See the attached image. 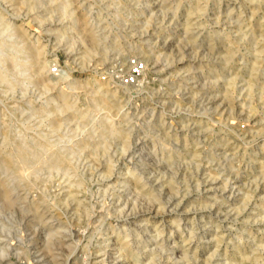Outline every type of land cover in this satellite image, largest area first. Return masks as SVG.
Segmentation results:
<instances>
[{"label": "rangeland", "instance_id": "obj_1", "mask_svg": "<svg viewBox=\"0 0 264 264\" xmlns=\"http://www.w3.org/2000/svg\"><path fill=\"white\" fill-rule=\"evenodd\" d=\"M17 45L58 63L0 59V264H264V0H0ZM143 50L142 82L106 92Z\"/></svg>", "mask_w": 264, "mask_h": 264}, {"label": "bare ground", "instance_id": "obj_2", "mask_svg": "<svg viewBox=\"0 0 264 264\" xmlns=\"http://www.w3.org/2000/svg\"><path fill=\"white\" fill-rule=\"evenodd\" d=\"M92 29V28H91ZM91 29H89V37L91 38V40L94 41V39H96V35H95V32H93ZM258 45V44H257ZM232 50V49H231ZM256 50V48H255ZM141 52V50L139 51ZM39 47L37 46H34V47H29V46H14V50L12 52H9V53H6V54H3V53H0V59L2 60H5V61H8L12 66L13 68L16 67L17 69H21V70H27V69H33L34 71L38 72V73H41L42 72V68H44L45 66H48L49 67V70L51 71V65H50V60H41V58L39 57ZM89 53V52H88ZM142 56L143 58L142 59H136L138 61H128L129 63L132 62V64H129L128 62L125 61V59L123 57H121V59L118 61L116 60L117 58H113V61L110 62V64L105 67V69H103L102 71H100V75H103L104 77L103 78H99L98 79V82L99 84H102L104 85V89H106V92H109L110 94H116L118 92H121V91H124V90H128L130 89V87H133V86H138L141 82H142V79L144 77V73L147 69V66L149 65V62L150 61H153L151 60L150 56L146 53V51H142ZM46 59V58H45ZM150 60V61H149ZM54 62V64H57L58 63V60L57 59H53L52 60ZM113 62V63H112ZM126 62V63H125ZM153 63V62H152ZM255 63V62H254ZM128 64V65H127ZM60 65V64H58ZM127 67L130 69L127 71H124L122 68L123 67ZM129 65H132V66H129ZM121 67V68H120ZM133 68H136L135 72L132 70ZM253 68V67H252ZM115 69H117L116 72H113ZM255 69V68H254ZM68 70L70 71L71 68L68 67ZM62 71V70H61ZM96 72V70H95ZM115 73H118L117 76H115L114 74ZM58 75L60 74H56V75H50V78L52 80L56 79L57 80V77ZM64 75V76H63ZM98 75V74H97ZM67 76L65 70H64V73L62 74L61 77H65ZM130 76H132L130 78ZM60 77V78H61ZM102 77V76H101ZM229 77V76H228ZM59 78V77H58ZM67 78V77H66ZM62 79V78H61ZM102 79H105V80H102ZM0 80L1 81H7V82H11V84H13L14 82H12V80L9 78V71L7 68H3L1 69L0 68ZM72 80V79H71ZM69 81L68 83H73L72 81ZM227 81V79H226ZM75 82V81H74ZM97 82V83H98ZM112 83V85H110ZM228 83V86L232 83V78H229L228 81L226 82ZM110 85V87H109ZM133 91V90H132ZM126 92V91H125ZM123 93V92H122ZM129 93V92H128ZM99 99L101 101H106L105 100V97H104V94H101L99 96ZM117 100V99H116ZM69 105V103H67ZM225 105V104H224ZM240 106V105H239ZM223 107V106H222ZM243 108V107H242ZM224 110V109H223ZM252 118V117H251ZM252 120V119H251ZM251 122V121H250ZM57 125V124H56ZM109 126V125H108ZM123 130V129H122ZM7 131V129H6ZM113 132H117V128H113L112 130ZM126 131V130H125ZM124 131V132H125ZM126 133H128L126 131ZM126 133H121V136L123 139H127L126 137ZM7 136V133L5 134V137ZM40 137V136H39ZM43 141V142H42ZM42 141H39V143L46 149H50L52 150V154H53V159L52 161L49 162V166L50 167H63V166H68L70 164L69 162V158L67 156V152L65 153L63 150L61 149H55V148H52V142H50V140L46 139V140H42ZM82 147V146H81ZM18 150V153L19 155H17V158L14 160L13 158H11V156L9 157V155H7L8 157L5 159V162H7L8 164H14L15 166H17V168H21L25 165V161H24V158L25 156L31 152V148L28 147V146H22V147H18L17 148ZM17 153V152H16ZM69 154V153H68ZM27 159V158H25ZM262 162V161H261ZM261 166V165H260ZM263 167V166H261ZM68 168V167H67ZM21 176V175H20ZM142 179V178H141ZM134 181L136 184L144 187V184L141 183L140 181V178L138 177V175L136 174L134 176ZM212 181V180H211ZM211 183V182H210ZM208 184V183H207ZM207 186V185H206ZM209 187V186H207ZM214 187V186H213ZM211 188V187H210ZM209 189V188H208ZM145 190H148V189H145ZM207 190V189H206ZM149 191V190H148ZM147 191V192H148ZM153 191V190H152ZM229 194V193H228ZM176 200V199H175ZM174 200V201H175ZM171 202V201H170ZM173 203V202H172ZM169 205V204H168ZM264 207V205H262ZM169 207V206H168ZM126 211V210H125ZM185 213V212H184ZM97 219V218H96ZM77 220V219H76ZM78 221V220H77ZM75 224V223H74ZM64 226V225H63ZM66 227V226H65ZM82 228V227H81ZM66 229V228H65ZM68 232V231H67ZM88 233V232H87ZM119 233V232H118ZM121 233V232H120ZM124 233V232H123ZM112 234V233H111ZM63 235V234H62ZM67 235V234H66ZM124 235V234H122ZM125 236V235H124ZM127 236V235H126ZM62 237V236H61ZM66 237V236H65ZM52 238V237H51ZM71 238V236H70ZM87 238V237H86ZM100 238V237H99ZM89 241V239H88ZM65 242V241H64ZM105 242V241H104ZM102 243V242H101ZM116 243V242H115ZM187 243V242H186ZM76 244V243H75ZM130 244V243H129ZM64 245V244H63ZM94 245V244H93ZM98 245V244H97ZM176 245V244H175ZM65 246V245H64ZM122 246H123V249H128L131 256H135V253L130 250L128 248V245L126 242H123L122 243ZM181 246V245H180ZM185 246V245H184ZM189 246V245H188ZM187 246V247H188ZM173 247V246H172ZM209 247V246H208ZM66 248V247H65ZM96 248V247H95ZM103 248V247H102ZM116 248V247H115ZM113 248V249H115ZM119 248V247H118ZM132 248V247H131ZM191 248V247H190ZM205 248V247H204ZM137 249V247L135 248ZM199 248H197L198 250ZM101 249H99L100 251ZM196 250V248H195ZM117 251V249H116ZM208 251V250H207ZM82 252V251H81ZM104 252V251H103ZM112 252V251H111ZM115 252V251H114ZM125 252V251H124ZM139 252V251H138ZM187 252V251H186ZM196 252V251H195ZM122 253V252H121ZM107 254V253H106ZM113 254V253H112ZM111 254V255H112ZM115 254V253H114ZM100 255V254H99ZM127 255V254H126ZM102 256V254H101ZM103 256H104V253H103ZM107 256V255H106ZM129 256V255H128ZM138 256V255H137ZM115 257V256H114ZM116 258V257H115ZM210 258V257H209ZM208 258V259H209ZM242 258V257H241ZM73 259V258H72ZM97 259V258H96ZM125 259V257L123 258V260ZM137 259V258H136ZM246 259V258H244ZM76 260V259H75ZM92 260V259H91ZM94 260V259H93ZM112 260V259H111ZM102 261H104V258L102 259ZM114 262V258L112 260ZM77 262V261H76ZM98 262V261H97ZM122 262V261H121ZM92 263V262H91ZM102 263H105V262H102ZM101 263V264H102ZM128 263V262H127ZM67 264H70L67 262ZM90 264V263H89ZM98 264V263H97ZM106 264V263H105ZM115 264V263H114Z\"/></svg>", "mask_w": 264, "mask_h": 264}, {"label": "built area", "instance_id": "obj_3", "mask_svg": "<svg viewBox=\"0 0 264 264\" xmlns=\"http://www.w3.org/2000/svg\"><path fill=\"white\" fill-rule=\"evenodd\" d=\"M55 66H56V65H52V66H51V71H52V70H53V71L56 70V69H55V68H56Z\"/></svg>", "mask_w": 264, "mask_h": 264}]
</instances>
